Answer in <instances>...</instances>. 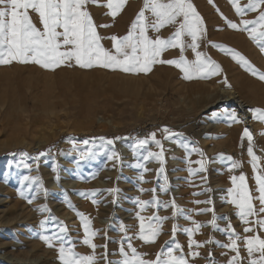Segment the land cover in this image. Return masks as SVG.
<instances>
[{"label":"rangeland","instance_id":"1","mask_svg":"<svg viewBox=\"0 0 264 264\" xmlns=\"http://www.w3.org/2000/svg\"><path fill=\"white\" fill-rule=\"evenodd\" d=\"M191 2L206 29L198 51L221 68L218 74L204 79L185 80L178 68L168 64H154L147 73L81 68L74 61L70 62L71 66L66 63L55 69L16 61L0 65V264H60L58 243L49 248L39 239V221L49 215L36 211L40 206H47L57 221L64 222L68 229L65 246L73 247L81 255L92 254V249L82 243L84 233L76 212L91 220V228L97 230L93 238V243L98 245L95 264L120 260L119 248L123 244L128 251L129 242L148 260L156 259L157 252L167 251L169 246L179 243L181 248L173 254H183L189 264H212L213 261L227 264L235 253L220 245L230 243L228 232L221 231L227 229L229 223L232 225L229 231L234 230L241 237L238 241L241 264H248L243 237L259 235L264 239V230L244 232L245 225L236 216V207L226 202L230 198L227 189L233 187L231 176L244 174L250 193L258 196L247 153L248 140H242L241 135L245 127L252 133L254 154L259 158L255 174H264V135H261L264 122L254 120L250 111L246 121L229 105L206 110L205 107L221 97L222 91L233 90L248 103L247 110L264 109V81L212 44L238 51L260 72H264V53L249 39L247 32L230 29L221 18L223 14L235 23L241 19L229 0ZM104 3L106 0H100L98 5H87L97 25H110L97 28L102 37L126 35L143 6V0H127L112 18L106 15L108 10ZM238 3L243 6L247 0H238ZM258 11H246L243 19H255ZM30 16L42 30L37 14L30 11ZM145 16L153 19L148 11ZM174 30L172 25H166L159 32L150 28L148 35L153 39L157 35L166 39ZM184 40L186 44L191 42L188 37ZM101 44L112 50L110 39H102ZM184 55L188 60L195 59L190 48L185 49ZM179 56L178 48H169L161 59H178ZM233 111L240 123L227 118V113ZM165 127L182 133L178 139L188 145L187 149L173 139H165ZM151 133H155L162 147L149 139L134 155L131 146L137 140L149 138ZM99 137L114 143L108 145ZM37 146L39 151L32 153L31 149ZM194 148L202 151L203 157L193 151ZM161 151L163 173L158 175L161 164L155 158L145 160L144 157L149 152ZM21 152L28 153V157L20 156ZM42 152L43 156L34 159ZM113 152L119 155V161L115 157L109 159ZM12 153L16 155H9ZM229 156L240 161L241 167L233 169L231 161L225 158ZM196 161H203L206 170L196 171L200 168ZM137 163L144 167H132ZM189 168L194 170L191 174ZM5 173L8 174L6 182ZM23 176L39 180L21 184ZM21 191L26 198L20 196ZM93 191H96L95 196H91ZM153 196L160 204H149L141 210L137 201H152ZM208 200L212 203H195ZM172 201L184 210L175 218ZM165 203L169 206L165 207ZM253 203L259 208L258 200ZM204 208L214 210L215 228L208 223L212 212L198 214ZM138 212L145 218V224L154 214L167 217L154 243L138 239ZM193 221L203 226L193 233L192 239L198 243L209 238L213 241L199 248L193 245L191 251L199 253L195 257L188 254L189 237L183 231L194 228ZM53 224L49 221L50 231L46 234L51 233ZM122 224L126 232L120 231ZM174 224L178 225V230L173 241ZM125 235L129 239H124ZM102 245L106 247H100ZM258 255L254 253V258Z\"/></svg>","mask_w":264,"mask_h":264},{"label":"snow or ice","instance_id":"2","mask_svg":"<svg viewBox=\"0 0 264 264\" xmlns=\"http://www.w3.org/2000/svg\"><path fill=\"white\" fill-rule=\"evenodd\" d=\"M127 0H106L104 7L108 10L106 15L115 18L121 9L125 6ZM237 16L241 19L239 23L228 20L221 14V18L225 20L227 27L233 30L245 31L248 33L249 39L255 43L261 53H264V0H247V3L240 6L238 0H229ZM100 0H0V65L10 64L13 61L19 63H34L45 69H55L61 65L74 61L81 68L102 67L111 70H118L126 73H147L151 71L154 64H168L178 68L183 79H204L220 72L221 68L216 61L212 60L205 53L198 51L200 39L205 35L206 29L204 20L196 10L191 0H143V6L132 21L128 32L124 36L112 35L110 37H102L98 31V27H110L107 24L97 25L89 11L88 4L98 5ZM212 3V0H209ZM259 10V11H258ZM30 11L37 14L39 24L38 28L30 16ZM151 13L153 19L149 20L145 16V12ZM219 11V10H218ZM246 11L257 12L255 19H243ZM166 25L174 26L175 30L168 38H161L157 35L154 39L148 35V30L151 28L155 32H159ZM190 38V43H185L184 38ZM110 39L112 42V50L106 49L102 44V39ZM212 47L218 48L221 51L229 54L244 70L250 72L253 76L264 81V72L256 69L241 53L234 49L228 48L221 44H212ZM169 48H178L180 56L178 59H161L162 53ZM190 48L195 56L194 60L186 59L184 51ZM226 83V81H225ZM252 118L260 122H264V109L251 108ZM227 118L234 123H240L235 111L227 113ZM166 134L165 139H173L174 142L182 144L187 149L188 145L183 143L178 138L182 137V133L172 132L169 128H163ZM264 135V133H261ZM247 138L248 148L247 153L250 157L249 163L254 172V180L256 182L255 191L258 196H253L246 183L244 174L238 177L233 175L230 180L233 184L232 188L227 189L229 199L227 203L234 205L237 209L236 216L242 224L245 225L244 232L250 233L255 229L264 230V174H255L257 172L258 157L253 150V136L250 130L245 127L241 135V139ZM108 145L114 143L113 140H106L104 137L98 138ZM116 139H121L116 137ZM149 139L154 142L157 147H162L161 142L156 139L155 133H151L149 138L137 140L132 145V151L135 155L138 147H143L149 143ZM88 143L87 140L84 141ZM197 151L203 157V152ZM9 155H16L15 153ZM22 157H28V153H19ZM44 153H39L34 159L43 156ZM222 156V154H220ZM115 157L117 161L120 157L113 152L109 159ZM155 158L160 164L158 175L163 173V152L151 153L144 157L145 160ZM231 161L233 169L241 167L240 161L233 160L232 157H225ZM23 164V160L20 162ZM200 168L196 171H205L203 161H196ZM24 167H28L24 164ZM135 168H143V164L132 165ZM146 170V169H145ZM194 170L189 168L191 174ZM7 173L4 179L7 181ZM166 179V177H165ZM38 177L23 176L20 180L21 184L26 181H38ZM109 192H115V189H108ZM155 191V190H153ZM166 191V189H162ZM20 196L26 198L25 193L21 191ZM85 195V193H81ZM96 191L91 193L95 196ZM259 201V208H256L253 201ZM31 203V200H28ZM93 203H96L93 200ZM140 204L141 210L149 204L158 206L159 201L153 196L152 201H137ZM195 203H208L212 201H195ZM165 207L169 204L165 203ZM72 208V205H69ZM173 209V218L179 213L183 214V209L177 207L174 201L171 202ZM40 213H49V215L39 221V239L49 247H55L58 243L57 258L60 264H95L96 256L95 249L98 247L93 243V238L97 235V230L91 228V220L81 212H76L77 217L83 228L82 243L92 249V254L81 255L77 253L73 247H66L67 226L63 221H57L55 216L51 215L50 209L47 206H40L36 209ZM212 212V220L209 224L216 227L217 217L212 208L200 209L198 214ZM188 218V217H186ZM251 218V219H250ZM139 223L138 239L144 243H154L156 238L161 233L163 221L167 217L156 216L155 214L148 217V223L145 224V218L139 214L136 215ZM190 219V218H189ZM49 221L54 222L53 230L48 227ZM194 228H185L183 231L187 233L189 256H199L198 252L191 251L193 245L195 247H203L204 244L212 243V239L203 243H198L192 239L193 233L198 231L201 225L199 222L193 221ZM58 226V227H57ZM229 223L227 229L221 231L228 232L230 243L220 245L223 248L229 249L235 253L227 264H241V257L238 248V241L241 239ZM178 230V225H173L172 234L173 241ZM121 232H126L125 226H120ZM124 239H129L126 235ZM167 243V242H166ZM244 247L247 251L248 264H264V239L259 235H251L243 237ZM100 247H106L102 245ZM181 245L174 243L169 246L167 251L156 253V259L148 260L142 258V253L137 252V249L129 242L127 244L128 251H125L123 244L119 248L120 260L107 261V264H189V261L183 254L174 255V250H179ZM129 252L131 255H129ZM254 253H258V257L254 258ZM211 261V252L209 253ZM214 264V261L212 262Z\"/></svg>","mask_w":264,"mask_h":264},{"label":"bare ground","instance_id":"3","mask_svg":"<svg viewBox=\"0 0 264 264\" xmlns=\"http://www.w3.org/2000/svg\"><path fill=\"white\" fill-rule=\"evenodd\" d=\"M222 104L223 105H229V106L236 108L239 111V113L244 116L246 121H248V118H249V112L247 110L248 103H246L243 99H241L239 97V95L236 92H234L233 90L222 91L221 97L216 99L210 105L206 106L205 110L209 107L210 108H216L217 106L222 105ZM249 126H250V123H249ZM36 148H38V146Z\"/></svg>","mask_w":264,"mask_h":264},{"label":"built area","instance_id":"4","mask_svg":"<svg viewBox=\"0 0 264 264\" xmlns=\"http://www.w3.org/2000/svg\"><path fill=\"white\" fill-rule=\"evenodd\" d=\"M154 124H162V123H154ZM151 125V123L150 124H148V125H145V127H143V128H147V127H149ZM144 126V125H143ZM141 137H143V133H141V135H140ZM39 149L40 148H34V149H31V152L32 153H37L38 151H39Z\"/></svg>","mask_w":264,"mask_h":264}]
</instances>
